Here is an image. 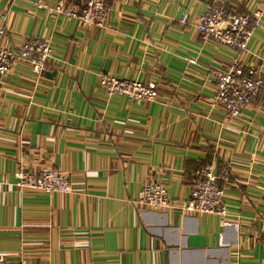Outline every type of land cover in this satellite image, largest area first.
Returning a JSON list of instances; mask_svg holds the SVG:
<instances>
[{"label": "crops", "instance_id": "1", "mask_svg": "<svg viewBox=\"0 0 264 264\" xmlns=\"http://www.w3.org/2000/svg\"><path fill=\"white\" fill-rule=\"evenodd\" d=\"M215 3L262 11L243 60L264 79V0H109L103 27L37 0H0L5 46L37 38L53 49L42 75L16 62L0 80V254L8 264H264V86L238 117L215 101L214 71L235 55L196 28ZM101 73L154 83L158 98L108 96ZM206 167L225 189L226 215L139 203L149 181L187 199ZM44 169L66 173L72 191L17 186L20 170Z\"/></svg>", "mask_w": 264, "mask_h": 264}, {"label": "built area", "instance_id": "2", "mask_svg": "<svg viewBox=\"0 0 264 264\" xmlns=\"http://www.w3.org/2000/svg\"><path fill=\"white\" fill-rule=\"evenodd\" d=\"M69 0H56L50 4L45 0H37V6L49 13L65 15L77 19L88 26L103 27L107 20L109 0H84L80 8L68 5ZM188 16H183L187 22ZM262 26V11L255 10L252 15L233 12L217 3L209 5L196 22V28L206 41L216 42L229 47L235 55L226 70H215V101L221 103L228 114L238 117L243 110L258 96L264 86V79L256 66L245 65L244 56L249 51L248 44L255 30ZM7 35L5 25H0V80L7 76L16 62H26L37 76L42 75L49 61L53 58V49L49 40L29 39L17 47H7L4 39ZM196 64V59L189 60ZM99 83L108 96L123 95L135 101H156L158 89L156 84L142 82L137 79H120L114 75L101 73ZM218 176L210 167L203 168L200 178L191 188L187 199L175 201L167 188L160 181L145 183L139 203L145 206L166 210L178 207L185 213H214L226 215L224 203L225 189L218 183ZM17 186L43 190L48 193H70L72 185L66 173L44 169L40 173L31 174L20 170ZM0 264H8L0 254Z\"/></svg>", "mask_w": 264, "mask_h": 264}, {"label": "trees", "instance_id": "3", "mask_svg": "<svg viewBox=\"0 0 264 264\" xmlns=\"http://www.w3.org/2000/svg\"><path fill=\"white\" fill-rule=\"evenodd\" d=\"M217 4H219V3H217ZM227 9H229V10H234V9H232V8H228V7H227ZM235 11H236V10H235Z\"/></svg>", "mask_w": 264, "mask_h": 264}, {"label": "water", "instance_id": "4", "mask_svg": "<svg viewBox=\"0 0 264 264\" xmlns=\"http://www.w3.org/2000/svg\"><path fill=\"white\" fill-rule=\"evenodd\" d=\"M46 74H48V72Z\"/></svg>", "mask_w": 264, "mask_h": 264}]
</instances>
